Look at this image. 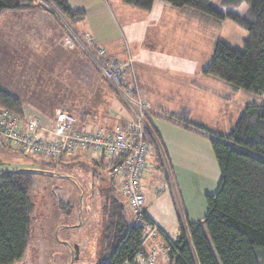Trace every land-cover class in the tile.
<instances>
[{
  "label": "rangeland",
  "instance_id": "1",
  "mask_svg": "<svg viewBox=\"0 0 264 264\" xmlns=\"http://www.w3.org/2000/svg\"><path fill=\"white\" fill-rule=\"evenodd\" d=\"M211 3L226 11L221 0H211ZM69 4L85 13L83 21L69 22L48 0H35L29 10H11L0 17V87L31 107L23 109L25 115L39 113L48 121L58 112L67 111L81 124L91 127L126 125L132 118L133 108L125 98L122 86L102 75L98 66L103 57L125 64L132 59V69L129 67L131 62L125 67L122 85L130 87L127 79L130 75L135 83L145 88L149 103L155 105L153 110L172 115L179 106H191L189 119L207 128L214 126L224 135L231 132L245 107L254 101L253 93L235 89L203 72L212 60L217 43L244 49L249 33L234 21L218 20L189 7L178 8L161 2H156L151 10L128 5L123 0H69ZM247 9L248 5L243 3L236 11L244 14ZM43 11L52 17H39ZM7 13L10 14L8 17ZM205 91L221 95L223 102ZM138 94L145 101L140 91ZM151 118L158 127L160 118L155 115ZM186 118L188 115H184ZM166 124L169 123H162L161 128ZM148 125L149 150L151 147L154 151L150 142L155 139L154 156L156 158L155 152L160 154L163 166H157L150 151L146 170L152 162L153 167L150 173L143 174L142 191L147 217L167 237L162 233L153 235L144 247L147 251L157 248L158 264H164L169 246L163 238L176 239L180 234L178 216L185 220L186 217L173 185L167 153L158 144L152 125L149 122ZM203 140L193 152L197 154V164L204 168L198 161L201 155L206 169L215 176L214 183L209 184L206 191L212 194L219 184L220 169L211 143H208L210 140ZM11 147H0V174L19 169L36 171L29 189L34 204L30 241L23 257L15 264L104 263L102 249L106 221L103 205L111 192L110 184L125 202L130 222L138 224L135 212L126 203L120 180L106 169V164L111 161L103 157L92 162L70 158L61 159V165H52L50 163L56 160L35 157L38 161H33V157L25 158ZM102 160L104 167L99 165ZM146 185L150 187L149 191L143 188ZM183 190L187 193L189 207L196 209V218L202 222L207 211L206 193L200 196L199 187L194 189L196 194L190 192L188 185ZM165 196L172 202L177 216L178 229L172 236L171 229L161 226L149 212L150 202ZM201 201L204 211L200 208ZM160 214L165 217L164 213ZM150 224L144 220L139 225L148 230Z\"/></svg>",
  "mask_w": 264,
  "mask_h": 264
},
{
  "label": "trees",
  "instance_id": "2",
  "mask_svg": "<svg viewBox=\"0 0 264 264\" xmlns=\"http://www.w3.org/2000/svg\"><path fill=\"white\" fill-rule=\"evenodd\" d=\"M48 1L69 22L84 20L85 13L72 8L69 0ZM123 1L145 10H151L156 2L189 7L218 20L230 19L248 31L243 50L219 42L211 62L203 69L206 75L254 94V101L245 107L231 132L224 135L191 122L189 116L186 120L182 116L188 127L210 140L220 180L216 191L206 194L207 211L202 222H190L178 216L179 236L163 238L169 246L167 261L163 263L264 264V0H221L226 11L214 7L211 0ZM34 2L0 0V17L6 11L29 10ZM243 3L248 9L240 14L236 9ZM41 6L48 11L46 6ZM102 62H109L108 57H103ZM0 105L24 115L23 101L3 87H0ZM152 128L157 135L153 125ZM150 143L157 148L155 139ZM155 154L157 166H163L160 154ZM60 161L50 164L58 165ZM103 161L99 165L105 164ZM113 166V162L106 164V169L112 172ZM35 172L19 169L0 174V264H15L21 260L29 244L34 210L29 189ZM110 191L103 205L106 222L102 257L106 261L102 264H123L134 260L142 249L145 226L130 222L125 202L117 196L112 184ZM60 206L63 207L61 200ZM144 220L152 223L148 217Z\"/></svg>",
  "mask_w": 264,
  "mask_h": 264
},
{
  "label": "built area",
  "instance_id": "3",
  "mask_svg": "<svg viewBox=\"0 0 264 264\" xmlns=\"http://www.w3.org/2000/svg\"><path fill=\"white\" fill-rule=\"evenodd\" d=\"M129 62L126 65L112 60L98 66L107 80L124 89L125 98L133 108L132 118L126 125L91 127L81 124L67 111H60L52 120L45 121L38 113L21 116L0 105V147L13 146L25 158H77L88 162L108 158L114 164L112 172L121 182L122 192L136 214L137 223L142 224L147 212L141 179L149 164L147 133L150 127L145 114L146 104L140 94L137 95L139 90L135 81L128 88L122 85L125 67L129 65L132 69V59ZM151 225L144 231L142 249L134 260L123 264H157L155 250L147 251L144 246L151 236L159 233L164 236V233Z\"/></svg>",
  "mask_w": 264,
  "mask_h": 264
},
{
  "label": "crops",
  "instance_id": "4",
  "mask_svg": "<svg viewBox=\"0 0 264 264\" xmlns=\"http://www.w3.org/2000/svg\"><path fill=\"white\" fill-rule=\"evenodd\" d=\"M41 13H39V17H43V18H45V16L52 17L51 14H49L48 12L43 11ZM9 15L10 14L7 13L6 17H8ZM1 16H5L4 13ZM127 70H128V68H127ZM127 79L129 80L128 81L129 86H133L134 79H132V77L130 75L128 76ZM136 83H137L136 86H137L138 90L140 91L141 95L144 96L143 98L145 100V104H146V108H147L146 109V119L151 125H153L154 129L157 132L158 136L155 134V132H154V135L157 138L158 144L160 146H162L163 150L165 149V151L167 153V156H168L167 160H168L169 167L171 169V173H172L173 180H174L173 185H174L175 190L177 191V196H178V199L180 201V207L182 208V212L184 213L187 220H189L190 222H197L198 219L196 218V214H195L196 209L189 207V204L187 203V201H188L187 200V197H188L187 193L185 190L182 191V189L184 187H186V185H188V189L190 190V192H194V189L196 190L199 187L200 188L199 195L201 196V195L206 193V191L208 190L207 188H208L209 184L214 183V181H215V179H214L215 176L214 175L212 176V171H209L208 169H206L207 168L206 164L203 163V161L201 160V155H200V160H198V161L200 162V165L201 164L204 165V168H202L201 166H199L197 164V159H196L197 154L194 153V152H196L194 149L198 148V146L200 144H202V142H204L203 138L204 139H206V138L201 132H198L195 129L188 127V124H186L184 122L185 120L182 119V116L185 115V113H184L185 110L188 111V113H187L188 116H189V114L191 115V113H192V107L191 106L190 107L179 106L175 110V112L172 113V115L162 113L161 111H158V110L155 111V110H153L155 105H151L149 103V101H148V99L144 93L145 88L141 87V85H139L138 82H136ZM225 86H226V84H225ZM205 93L212 94L216 99L221 100V103L224 100V99H222L223 97L221 95H218L217 93H211L208 91H205ZM23 104H24V102H23ZM161 108H162V106H161ZM23 109L29 110V109H31V107H29L28 105H23ZM226 113H227V111H226ZM153 115L160 118L158 127L152 121L151 117ZM175 116H177V117H175ZM48 121H50V120H48ZM190 121L195 123V121H193L192 119H190ZM164 122H167L169 124H166L167 126L164 125L161 128V124ZM170 124L173 125V127ZM198 124H200V123H198ZM209 128L213 131H217L216 127H214V126L209 127ZM217 132H219V131H217ZM172 133H174L177 138ZM197 139H200V140H197ZM208 143H210V142H208ZM150 154L152 157L151 159L153 160L154 159L153 151ZM207 157L210 161V159L212 157L210 150L207 154ZM64 160H68V159L63 158L62 161H64ZM33 161H38V160L36 158H34ZM60 163H61V161H60ZM58 165H61V164H58ZM148 166H149V164H148ZM148 166H147V168H148ZM152 167H153V162H152V166H150L149 169L144 171L143 174L145 175V174H147V172L150 173L149 170ZM142 177H143V175H142ZM144 178L147 179V177H144ZM146 179H145V181H146ZM199 181L202 182V185L199 183ZM143 188L144 189L146 188L148 191L150 190V187L148 185L143 186ZM166 193L169 194V192H166ZM194 193L196 194V191ZM206 194H210V193H206ZM165 195H167V194H165ZM169 195H171V194H169ZM169 195H167V196H169ZM162 198H164L165 201L162 202L161 201ZM162 198L157 200V201H159L158 203H157V201H155L154 203L150 202L151 207H150L149 212L152 213L154 215V217H156L155 219L157 220V222H159V224L161 226L165 227L166 229H171V230H169V232H170V235L172 236L175 233V231L178 229V225H176L177 224L176 212L174 211V207H173L172 202L169 201L168 198H166V196L162 197ZM156 204H158L159 207H156ZM200 208L202 209L201 211L205 210V206L202 203V201L200 202ZM206 210H207V207H206ZM160 213H164L163 215L165 217L163 218ZM154 250H157V248H155Z\"/></svg>",
  "mask_w": 264,
  "mask_h": 264
},
{
  "label": "bare ground",
  "instance_id": "5",
  "mask_svg": "<svg viewBox=\"0 0 264 264\" xmlns=\"http://www.w3.org/2000/svg\"><path fill=\"white\" fill-rule=\"evenodd\" d=\"M153 221V220H152Z\"/></svg>",
  "mask_w": 264,
  "mask_h": 264
}]
</instances>
